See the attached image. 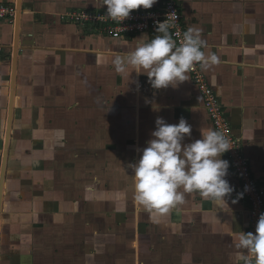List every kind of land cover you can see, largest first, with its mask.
<instances>
[{"label":"crops","instance_id":"crops-1","mask_svg":"<svg viewBox=\"0 0 264 264\" xmlns=\"http://www.w3.org/2000/svg\"><path fill=\"white\" fill-rule=\"evenodd\" d=\"M180 2L202 51L218 58L202 70L264 185V0ZM0 3L19 9L15 23L0 21V264H255L236 247L249 205L230 169L226 202L193 191L160 215L134 199L129 166L157 117L186 119L183 143L215 130L190 71L154 89L131 65L115 70L160 34L115 38L64 17L107 9L102 0Z\"/></svg>","mask_w":264,"mask_h":264},{"label":"clouds","instance_id":"clouds-1","mask_svg":"<svg viewBox=\"0 0 264 264\" xmlns=\"http://www.w3.org/2000/svg\"><path fill=\"white\" fill-rule=\"evenodd\" d=\"M157 2L102 0V6H107L109 18L123 21L132 10L151 9ZM157 32L160 35L137 45L126 61L117 57L113 61L115 70L123 73L131 65L136 73L148 76L154 89H165L188 80L187 73L197 63L204 68L218 63L215 54L206 56L202 51L204 41L199 29L189 28L179 45L173 40L166 21L158 23ZM155 123L152 139L142 150L139 161L129 166L134 171L136 202L160 215L182 203L184 193L193 191L211 197L217 203L226 202L234 188L226 179L230 163L221 157L232 149L230 141L220 131L209 129L201 130V139L183 143L192 133V126L186 119L181 118L178 124H168L162 117H157ZM236 247L255 254V264H264V214L260 215L254 234H239Z\"/></svg>","mask_w":264,"mask_h":264},{"label":"built area","instance_id":"built-area-1","mask_svg":"<svg viewBox=\"0 0 264 264\" xmlns=\"http://www.w3.org/2000/svg\"><path fill=\"white\" fill-rule=\"evenodd\" d=\"M180 0H162L160 5L151 9L132 10L130 16L123 21H117L107 16V9L82 8L76 12L65 14L64 17L79 24L98 26L115 38L135 36L139 33L157 32L158 23H166L169 32L177 45L183 42L184 33L188 30L184 23ZM19 13L15 3H0V21L15 23ZM194 83L204 98V107L209 112L215 130L220 131L229 141L230 149L225 153L229 161V169L239 183V195L247 201L248 224L246 233H255L257 221L264 214V185L259 182L253 173L250 157L245 151L241 137L233 129L231 120L217 92L209 84L202 66L197 63L190 70Z\"/></svg>","mask_w":264,"mask_h":264}]
</instances>
